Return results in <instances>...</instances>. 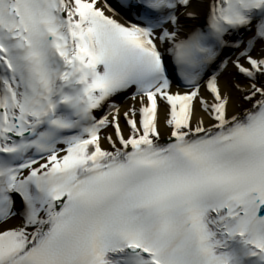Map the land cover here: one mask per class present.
<instances>
[{
	"label": "snow or ice",
	"instance_id": "6c2138e0",
	"mask_svg": "<svg viewBox=\"0 0 264 264\" xmlns=\"http://www.w3.org/2000/svg\"><path fill=\"white\" fill-rule=\"evenodd\" d=\"M0 264H264V0H0Z\"/></svg>",
	"mask_w": 264,
	"mask_h": 264
}]
</instances>
